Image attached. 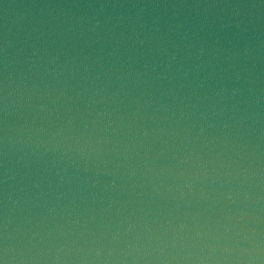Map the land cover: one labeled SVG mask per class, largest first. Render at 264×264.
<instances>
[{
	"label": "water",
	"instance_id": "obj_1",
	"mask_svg": "<svg viewBox=\"0 0 264 264\" xmlns=\"http://www.w3.org/2000/svg\"><path fill=\"white\" fill-rule=\"evenodd\" d=\"M0 264H264V0H0Z\"/></svg>",
	"mask_w": 264,
	"mask_h": 264
}]
</instances>
